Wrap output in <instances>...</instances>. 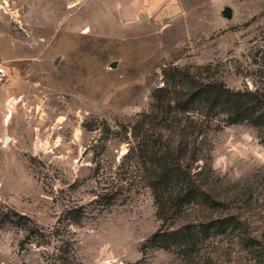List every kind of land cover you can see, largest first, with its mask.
Listing matches in <instances>:
<instances>
[{"label": "rangeland", "instance_id": "obj_1", "mask_svg": "<svg viewBox=\"0 0 264 264\" xmlns=\"http://www.w3.org/2000/svg\"><path fill=\"white\" fill-rule=\"evenodd\" d=\"M0 66V264H264V0H1Z\"/></svg>", "mask_w": 264, "mask_h": 264}, {"label": "trees", "instance_id": "obj_2", "mask_svg": "<svg viewBox=\"0 0 264 264\" xmlns=\"http://www.w3.org/2000/svg\"><path fill=\"white\" fill-rule=\"evenodd\" d=\"M192 97L198 99V101L202 100L209 106H215L221 102L226 104L233 113L229 120L231 123H236L241 119H250L256 114L258 105L263 101L259 100L257 93L242 94L233 92L225 88L222 84L216 83H207L200 86L196 83L192 92ZM191 194H194L193 189L186 192L188 196ZM157 237L158 234L153 236V238Z\"/></svg>", "mask_w": 264, "mask_h": 264}, {"label": "built area", "instance_id": "obj_3", "mask_svg": "<svg viewBox=\"0 0 264 264\" xmlns=\"http://www.w3.org/2000/svg\"><path fill=\"white\" fill-rule=\"evenodd\" d=\"M7 79H8V75L5 67L0 66V85L6 83Z\"/></svg>", "mask_w": 264, "mask_h": 264}, {"label": "water", "instance_id": "obj_4", "mask_svg": "<svg viewBox=\"0 0 264 264\" xmlns=\"http://www.w3.org/2000/svg\"><path fill=\"white\" fill-rule=\"evenodd\" d=\"M0 2H1V0H0ZM141 18H143V17H141ZM9 140H10L9 137H4V142H8Z\"/></svg>", "mask_w": 264, "mask_h": 264}]
</instances>
